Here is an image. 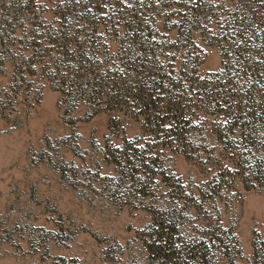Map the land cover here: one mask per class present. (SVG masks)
<instances>
[{
	"label": "rangeland",
	"instance_id": "1",
	"mask_svg": "<svg viewBox=\"0 0 264 264\" xmlns=\"http://www.w3.org/2000/svg\"><path fill=\"white\" fill-rule=\"evenodd\" d=\"M252 113L264 0H0V264H264Z\"/></svg>",
	"mask_w": 264,
	"mask_h": 264
},
{
	"label": "trees",
	"instance_id": "2",
	"mask_svg": "<svg viewBox=\"0 0 264 264\" xmlns=\"http://www.w3.org/2000/svg\"><path fill=\"white\" fill-rule=\"evenodd\" d=\"M170 17H173L172 15L170 16ZM181 17V16H180ZM183 17V16H182ZM167 18V17H166ZM168 19H170V18H167V20ZM181 19V25H179L178 23H175L176 25H174V27H172V28H176V29H178V34L180 35V39H181V35H183V30H182V28L183 27H188V23L189 22H192V20H193V18L191 17H187V16H185V17H183V18H180ZM177 25H179V26H177ZM184 29V28H183ZM193 30V27H190V30H188V32H191ZM187 34H189V33H187ZM190 35V34H189ZM190 38L192 39V36L190 35ZM225 67H227L228 69H230V67H228V66H226V62H225ZM241 111H243V109H241ZM243 112H241V117H244L243 115ZM229 117H231L232 115L229 113V115H228ZM248 117H251V119H253V121H256L257 122V124L258 125H260L261 127H263L264 128V119H263V117H261L260 115H256V114H254V113H252V114H249L248 115ZM233 117H231V119H232ZM234 118H236L237 119V117H234ZM239 124H241L242 125V122H239ZM243 127V126H242Z\"/></svg>",
	"mask_w": 264,
	"mask_h": 264
}]
</instances>
